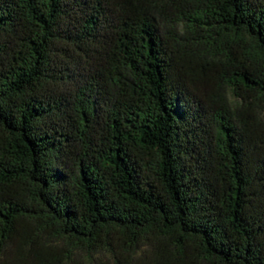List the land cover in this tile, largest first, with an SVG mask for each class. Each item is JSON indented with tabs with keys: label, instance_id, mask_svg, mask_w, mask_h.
I'll list each match as a JSON object with an SVG mask.
<instances>
[{
	"label": "trees",
	"instance_id": "1",
	"mask_svg": "<svg viewBox=\"0 0 264 264\" xmlns=\"http://www.w3.org/2000/svg\"><path fill=\"white\" fill-rule=\"evenodd\" d=\"M0 264H264V0H0Z\"/></svg>",
	"mask_w": 264,
	"mask_h": 264
}]
</instances>
